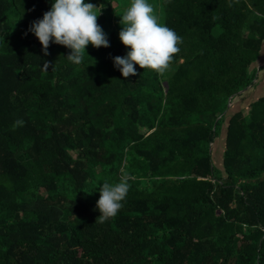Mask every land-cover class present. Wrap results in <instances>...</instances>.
<instances>
[{
    "label": "trees",
    "instance_id": "1",
    "mask_svg": "<svg viewBox=\"0 0 264 264\" xmlns=\"http://www.w3.org/2000/svg\"><path fill=\"white\" fill-rule=\"evenodd\" d=\"M51 3L0 0V264H264V96L227 118L257 78L264 0H162L174 70L127 78L112 36L79 65L45 55L28 28ZM123 174L100 223L99 188Z\"/></svg>",
    "mask_w": 264,
    "mask_h": 264
},
{
    "label": "clouds",
    "instance_id": "2",
    "mask_svg": "<svg viewBox=\"0 0 264 264\" xmlns=\"http://www.w3.org/2000/svg\"><path fill=\"white\" fill-rule=\"evenodd\" d=\"M98 14L97 5L86 0H52L50 10L43 14L42 19L33 21L28 31L37 37L45 55H48L47 49L52 41L71 49L66 57L79 65L88 44L96 48L109 46L105 33L97 23ZM119 23L123 25L119 39L130 49L126 56L112 58L114 67L120 70L122 76L135 75L134 65L158 74L165 73L174 55L180 51L178 45L182 43V37L158 22L147 0H130V5L120 15ZM48 67L49 62L45 61L43 69L47 70ZM129 178L128 174H123L118 182H104L99 188L97 208L100 214L97 218L100 223L115 217L121 209L129 191Z\"/></svg>",
    "mask_w": 264,
    "mask_h": 264
},
{
    "label": "rangeland",
    "instance_id": "3",
    "mask_svg": "<svg viewBox=\"0 0 264 264\" xmlns=\"http://www.w3.org/2000/svg\"><path fill=\"white\" fill-rule=\"evenodd\" d=\"M89 1H94V0H86V2ZM148 3H150L154 9V14L157 15L158 17V22H161L165 24L164 22V12H163V7H162V0H147ZM97 5V14L98 10L100 9V12L97 16V20L100 19V22L98 24L102 28L103 32L106 35V39L109 38L110 36L114 37L115 40L121 41L119 39V31L123 27L119 23L120 21V15L124 13L126 8L130 5V0H98V4H93ZM7 35V34H6ZM5 34H2L0 36V46L3 42V40H11V38L6 36ZM5 43V42H4ZM7 43V42H6ZM93 47L91 44H88L86 46L85 51H90L92 50ZM182 62L179 61V63ZM174 66L170 63L169 68L165 71L163 74H159V76L164 77L170 75L174 68ZM247 90L242 91V93H239L234 96L232 99L233 101L231 103L232 106L229 108L227 112V118L232 114L234 111H238L239 109L241 110V107L243 108V113L246 115L249 112V108H244L245 104L248 102V98L244 97V93H249L245 92ZM255 94H257L255 92ZM217 129H220V134L217 139H215V142L211 145V153H212V160L215 164L216 167H218L221 171L222 166H221V153H223L225 149V125H222V127L218 126L216 127ZM141 132L146 133L147 130L145 127L140 126ZM74 155V154H73ZM75 156V155H74ZM99 171V170H98ZM241 238V237H240ZM236 244H240V242H237Z\"/></svg>",
    "mask_w": 264,
    "mask_h": 264
},
{
    "label": "crops",
    "instance_id": "4",
    "mask_svg": "<svg viewBox=\"0 0 264 264\" xmlns=\"http://www.w3.org/2000/svg\"><path fill=\"white\" fill-rule=\"evenodd\" d=\"M264 46L261 51V59L259 64L257 65L258 67V72H257V78L254 82V86L250 89H247L245 92L249 93H244L243 96L248 98V102L245 105H249L253 100H257L259 97L264 96V68H262L264 65ZM255 92L257 94H255Z\"/></svg>",
    "mask_w": 264,
    "mask_h": 264
}]
</instances>
